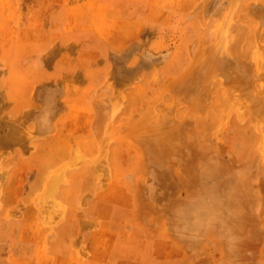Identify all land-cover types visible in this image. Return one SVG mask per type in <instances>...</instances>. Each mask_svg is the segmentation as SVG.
<instances>
[{"label": "rangeland", "instance_id": "374dc122", "mask_svg": "<svg viewBox=\"0 0 264 264\" xmlns=\"http://www.w3.org/2000/svg\"><path fill=\"white\" fill-rule=\"evenodd\" d=\"M0 264H264V0H0Z\"/></svg>", "mask_w": 264, "mask_h": 264}, {"label": "crops", "instance_id": "0c3cea01", "mask_svg": "<svg viewBox=\"0 0 264 264\" xmlns=\"http://www.w3.org/2000/svg\"><path fill=\"white\" fill-rule=\"evenodd\" d=\"M48 101H49V98L42 99V102H41L42 106L40 107L38 113L36 114V116L34 118V125L40 133H47L49 131V128L51 127V132H49L48 134H40L39 133V135L45 136V140L41 141L44 144L43 147L45 148V146H46L47 149H50L51 144H52L51 143L52 140L50 139V134L52 133V131L55 127L56 110L53 109V105H52L51 111H50V109L47 107ZM47 135H49V136L46 137ZM46 165H47L46 169L50 170L52 165H55V157L54 156H51V157L48 156V159L46 161Z\"/></svg>", "mask_w": 264, "mask_h": 264}, {"label": "bare ground", "instance_id": "6f19581e", "mask_svg": "<svg viewBox=\"0 0 264 264\" xmlns=\"http://www.w3.org/2000/svg\"><path fill=\"white\" fill-rule=\"evenodd\" d=\"M50 228V227H49Z\"/></svg>", "mask_w": 264, "mask_h": 264}]
</instances>
